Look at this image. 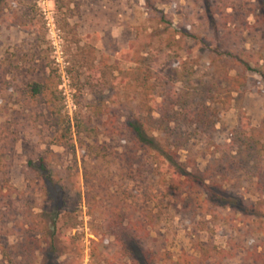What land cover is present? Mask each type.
<instances>
[{
    "label": "rangeland",
    "instance_id": "obj_1",
    "mask_svg": "<svg viewBox=\"0 0 264 264\" xmlns=\"http://www.w3.org/2000/svg\"><path fill=\"white\" fill-rule=\"evenodd\" d=\"M149 1L1 4L0 264H187L218 251L236 254L222 264H264L261 2ZM49 76L52 105L31 102L26 88ZM171 91L176 105L149 115ZM128 118L191 177L134 149ZM40 158L51 186L28 167ZM133 216L149 224L145 243Z\"/></svg>",
    "mask_w": 264,
    "mask_h": 264
},
{
    "label": "trees",
    "instance_id": "obj_2",
    "mask_svg": "<svg viewBox=\"0 0 264 264\" xmlns=\"http://www.w3.org/2000/svg\"><path fill=\"white\" fill-rule=\"evenodd\" d=\"M3 2L4 0H0V7ZM259 2H261V8L263 10V15H264V0H259ZM146 3L148 5V8L151 9L152 6L150 4V1L146 0ZM229 17L231 18V16ZM129 53L131 56L133 52H131L130 50ZM148 75H150V73ZM151 80L152 78L151 76H149L148 78L145 79V83L147 84L149 83L148 81H151ZM58 85H59L58 83L53 84V77L49 76L43 83H37V82L31 83L26 88L25 96L28 99H30L31 102H34L38 105H46L50 107L53 102L52 100L48 99V94L51 91V87L57 89ZM176 96L177 94H175L174 91L173 92L171 91L170 93L167 92L166 94H162V92L157 94L156 98H161L162 101L159 104H156V98H155L154 106L156 109L149 108L148 110L149 115L152 114L153 111L157 109L160 110V113L164 114V111L162 112L163 109L165 110L168 107L169 109L174 107L176 105V100L178 99ZM49 113L54 117L53 120L56 121L57 123H62V124L66 123V120L62 118V115L60 114V112H56L55 110L50 108ZM89 121L90 120H87L88 124H90ZM145 125H146L145 122L141 121V119L140 120H135L134 118L127 119L125 130L127 131V134L129 135V138H130L129 142L132 141L133 148L136 149L137 151L147 150L148 152L154 154V158L156 162H159L158 164H163L169 170H175L176 167H179L181 168L183 172L182 174L183 177H191V174H189L186 171V169H184L182 165L178 163L177 149L174 148V150H171L169 146L162 144L161 140L157 139L154 136L153 132L150 133L149 130H147ZM63 141L64 139L62 138L61 142H57L58 145H65L63 144L64 143ZM125 141L126 142L124 143H127V144L129 143L128 139ZM2 145H0V150L3 148L1 147ZM36 163L38 164L36 165ZM36 163L35 161L31 160L28 162V167L35 173L39 174L44 180H47L48 181L47 184L51 186L52 178L50 175H48V165L45 164V160L43 158H40ZM9 167H10L9 164H5V171L4 172L2 171L3 173L2 175L4 176L3 178L4 186L3 187L8 186L7 170L9 169ZM53 186L54 187H51V188L55 190L57 186L56 185H53ZM2 188L1 190H3ZM61 209L62 208L58 204H56V207H55L56 218L59 212L61 211ZM148 225L149 224L142 222L141 219L133 216L131 221L129 222V229L130 231L134 233V237L139 242L145 243L146 239H148V236H149L148 234L144 235L147 232ZM146 255H148L147 258L152 263L154 262L162 263L163 261H166V260H162L161 256H157L159 254H156V253L150 252L149 254L147 253ZM217 255L220 256V259L222 261L232 260L236 257V254H232V253L224 252V251H218ZM256 258H257V263L264 261V257L262 256V254H257ZM186 260H187V264H222L221 260L216 261V260L211 259L209 256H203V255L200 258L186 255ZM172 264H179V263L176 262Z\"/></svg>",
    "mask_w": 264,
    "mask_h": 264
}]
</instances>
